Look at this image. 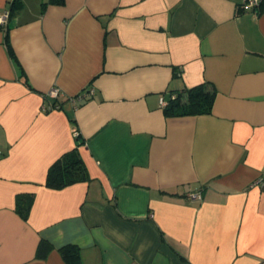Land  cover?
<instances>
[{"label": "crops", "instance_id": "crops-1", "mask_svg": "<svg viewBox=\"0 0 264 264\" xmlns=\"http://www.w3.org/2000/svg\"><path fill=\"white\" fill-rule=\"evenodd\" d=\"M19 1L0 24V264H65V245L81 264H264V1ZM202 83L210 114L166 116ZM73 150L87 181L48 188Z\"/></svg>", "mask_w": 264, "mask_h": 264}, {"label": "trees", "instance_id": "trees-1", "mask_svg": "<svg viewBox=\"0 0 264 264\" xmlns=\"http://www.w3.org/2000/svg\"><path fill=\"white\" fill-rule=\"evenodd\" d=\"M48 2H59V0H49ZM20 6L21 2L19 0H10L8 16L14 14ZM182 94L171 96L164 107L166 116H200L211 113L216 96V91L211 84L202 83L196 87L186 89L184 94ZM182 96L184 97L182 98ZM87 179L86 169L77 151L73 150L64 154L48 168L45 184L51 189H61L74 183L87 181ZM32 203V195L18 196L16 198L15 209L22 219L26 220L28 218ZM53 250L54 248L48 241L41 239L38 243L35 257L44 260ZM57 251L65 264H81L80 250L76 245H65L57 249Z\"/></svg>", "mask_w": 264, "mask_h": 264}, {"label": "built area", "instance_id": "built-area-1", "mask_svg": "<svg viewBox=\"0 0 264 264\" xmlns=\"http://www.w3.org/2000/svg\"><path fill=\"white\" fill-rule=\"evenodd\" d=\"M261 3V0H244L242 3V9L244 11H255L258 9L259 5ZM8 18V13L6 12L3 16L0 17V24L4 25L6 23V20ZM59 95V91L56 88L50 89V91L47 93L48 98L51 100H56ZM93 95V90H89L86 92L84 95L77 96L76 99H82L86 97H91ZM75 98L71 99V101L74 103L76 101ZM167 103H165L163 100L161 101V106L165 107ZM59 108V105L56 104H49L48 106L45 107V111H51V110H56ZM1 151H0V156H1ZM253 185L256 186H264V175H262L256 182L253 183ZM188 199H200V195L195 194V193H190L187 195Z\"/></svg>", "mask_w": 264, "mask_h": 264}]
</instances>
